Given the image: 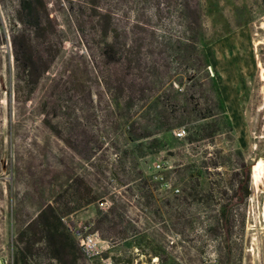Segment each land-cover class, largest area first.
<instances>
[{"label":"rangeland","instance_id":"1","mask_svg":"<svg viewBox=\"0 0 264 264\" xmlns=\"http://www.w3.org/2000/svg\"><path fill=\"white\" fill-rule=\"evenodd\" d=\"M19 2L0 0V259L61 264L23 234L50 207L66 264H100L70 227L124 264H264V0H44L62 46L35 87L12 39L28 35L40 67L49 45Z\"/></svg>","mask_w":264,"mask_h":264},{"label":"trees","instance_id":"2","mask_svg":"<svg viewBox=\"0 0 264 264\" xmlns=\"http://www.w3.org/2000/svg\"><path fill=\"white\" fill-rule=\"evenodd\" d=\"M98 19L97 26L103 37H107L111 26L113 25L112 13L105 12L103 14L96 13ZM19 21L23 26H26L32 30L33 38H37L39 35L43 36L47 40L49 47L46 51V59L43 65H38L41 58L34 53L32 48V39L27 35L18 34L12 39V48L14 59L17 63V69L22 76L21 81L25 87H35L38 80L43 73L48 72L50 65L60 54L61 41L59 42L58 49H54L51 42L55 40L57 25L55 19L49 14L47 6L44 0H20L19 2ZM17 39H21V44L18 45ZM57 39V38H56ZM105 48L110 49L111 46L105 44ZM103 57L109 59V53H103ZM162 116H159V118ZM164 118V117H163ZM164 131H168L166 127H163ZM129 134V133H128ZM149 134L141 135L139 138H147ZM250 167H245L243 181L237 185V193L239 195V202L242 203L248 197L247 183L250 176ZM99 198H92L86 205L92 204L98 201ZM109 213H112V209H108V213H98V215H104L106 218ZM39 226L38 229H34L35 226ZM33 231L31 246L44 240L46 246L50 252V255L61 264H66L65 257L70 255L72 246L69 241L68 235L63 231V226L58 215L50 207L42 209L35 220L30 223L25 229V233ZM22 234V236H23ZM76 263V258L72 259L71 264Z\"/></svg>","mask_w":264,"mask_h":264},{"label":"built area","instance_id":"3","mask_svg":"<svg viewBox=\"0 0 264 264\" xmlns=\"http://www.w3.org/2000/svg\"><path fill=\"white\" fill-rule=\"evenodd\" d=\"M173 134L176 139H183L186 137V130L184 128H178ZM157 168H159V166H157ZM175 193H178V190H175ZM69 232L87 261L92 262L99 259L100 264H124L122 262L113 261L111 257H101V251L95 234L82 231L75 227H70ZM0 264H7V261L0 259Z\"/></svg>","mask_w":264,"mask_h":264},{"label":"bare ground","instance_id":"4","mask_svg":"<svg viewBox=\"0 0 264 264\" xmlns=\"http://www.w3.org/2000/svg\"><path fill=\"white\" fill-rule=\"evenodd\" d=\"M262 170H263V162L260 161L257 165H255V166L252 167L251 179L253 181H256L257 182V179L259 177H261V174L263 173Z\"/></svg>","mask_w":264,"mask_h":264}]
</instances>
